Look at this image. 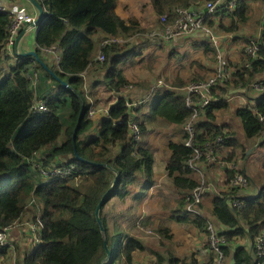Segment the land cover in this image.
I'll list each match as a JSON object with an SVG mask.
<instances>
[{
    "label": "trees",
    "instance_id": "1",
    "mask_svg": "<svg viewBox=\"0 0 264 264\" xmlns=\"http://www.w3.org/2000/svg\"><path fill=\"white\" fill-rule=\"evenodd\" d=\"M148 1L159 17L167 14L170 19L174 8L188 7L194 0ZM38 3L43 10V19L35 35V51L40 61L32 56L19 57L5 48L9 18L8 13L0 11V229L19 219L28 202L34 200L43 226L41 241L32 251L24 252L17 264H132L133 252L142 250L144 245L137 238L127 237L119 220L110 217L107 205L112 198H124L128 187L140 177L147 191L152 187L153 152L129 138V116L121 94L131 82L119 65L135 56L136 49L126 47V42L103 47L98 43L107 38L138 35L141 27L136 19L124 20L117 14L116 0H38ZM248 4L247 0H237L236 9L230 14L245 21ZM99 34L103 37L97 39ZM54 44L60 48V59L55 68H50L41 56V49ZM97 46L104 54V61L100 63L106 68L104 85L119 95L106 116L95 125L88 116L90 104L86 101L80 75L89 65L95 64L93 56ZM259 48L258 59L250 60L249 66L242 71L233 72L230 82L246 85L250 83V78H245L247 73L252 76L264 69V33L259 38ZM32 71L38 75L34 88L26 76ZM255 81H261L264 86V80ZM35 99L45 101L46 112L31 110ZM225 106L222 98L210 102L207 119L198 126V144L222 134L213 120L215 111ZM149 107L152 114L179 125L190 112L182 97L171 90L157 94ZM257 113L264 116V90L253 108L241 106L236 110L247 138L262 133L264 124L258 121ZM138 122L142 134L146 129L142 120ZM93 127L96 128L94 132ZM83 135L86 137L82 138ZM225 136L224 144L238 145L229 133ZM48 147L51 148L48 150ZM168 147L167 177L176 187L186 190L194 187L197 182L188 176L186 166L191 149L184 146L182 140L170 142ZM42 149H47L44 156L40 154ZM35 153L39 154L44 167L61 157L60 164H71L75 169L66 179H44L33 167ZM115 174H118L116 184L105 197L98 214L102 232L94 212ZM257 198L247 200L240 210L228 205L226 193L213 199L212 214L233 228L223 231L225 239L234 235L254 239L257 232L264 229V204L256 203ZM239 220L249 225L246 230ZM192 222L200 229L205 227L198 216ZM104 240L110 251L107 259ZM228 249V245L223 247L225 254L229 253ZM228 255H231L232 264H253L252 255L242 246ZM169 263L183 264L175 258H170Z\"/></svg>",
    "mask_w": 264,
    "mask_h": 264
},
{
    "label": "crops",
    "instance_id": "2",
    "mask_svg": "<svg viewBox=\"0 0 264 264\" xmlns=\"http://www.w3.org/2000/svg\"><path fill=\"white\" fill-rule=\"evenodd\" d=\"M205 1L207 0H194L192 4L202 8ZM261 1L264 0H247L249 4L247 19L245 21H239L236 16L224 11H219L217 14L209 17L208 24L211 26L213 33L218 37V43L214 45L199 32L183 35L172 40H165L161 36L162 24L160 18L154 12L148 0H116L117 14L124 20L136 19L142 31L138 35L126 37V39L130 40V42H127L126 47L130 49L134 45L138 47L142 46L145 49L144 56H142L141 60L133 56L122 65V71L129 81H132L134 84L136 83L134 89L130 93L128 92L129 98L134 100L143 98L144 100L138 108L137 119L143 121L146 129L142 132L144 133L141 139L142 143L153 152L152 177L154 183L152 182V187L147 191L145 182L140 177L134 184L128 187V194L124 198H112L107 205L110 217L113 216L120 220V225L122 223L127 224L126 230H123L127 233V237L137 238L144 245L142 250L133 252L132 264H170V258L178 259L183 264H202L208 250H206L205 227L200 229L192 222V219L196 216L201 218L205 222V225L207 222H211L219 234L233 229L224 225L211 211L213 199L221 193H226L225 179L227 174L224 168L217 165L197 162V171L188 169V176L190 178L197 181L203 177L204 180L213 183L217 192L213 193L210 191L205 193L199 205V215L195 216L186 213L181 199V194L186 189L173 185L171 178L167 177L166 172V163L170 156L168 145L170 142L177 143L182 140V135L179 131L180 125L169 123L163 117L152 114L149 106L157 94L159 95L165 91L163 87L152 88L157 80L160 79L172 86H174L173 83L181 84L180 86H175L181 87L191 80L203 79L216 65V53H220L223 56L226 64L234 72L242 71L246 64V60L242 56V48L248 40L257 38L259 27L264 21V5L259 4L255 7L250 5V3H260ZM5 5L8 9L16 7L34 17L38 15L37 9L28 0H10L5 2ZM249 7L251 10H249ZM23 29H25V32L17 44L18 52L35 50L37 26L31 27L29 24H26ZM101 37L103 35L99 34L96 38ZM98 50L99 48L95 52L93 60H95ZM41 56L48 67H56L49 55H44L41 52ZM197 61L201 63L198 64ZM31 68H34V65H31ZM105 71V67L95 62V64L89 65L80 76L83 81L86 101L88 103L91 101L88 98L89 95H86L90 90V92L92 91V94H90L91 98L94 101L96 99L98 101L103 100V105H106L104 109L108 110L117 102L119 94L109 91L105 87ZM245 78H250L249 82L264 80V69L258 70L252 76H249L247 73ZM248 84H234L233 81L221 83L212 89V98L213 101L222 98L226 102L224 108L215 111L213 121L220 126V132L223 136L229 133V136L235 139L238 144L236 147L224 144L222 150L230 154L234 150L232 155L242 158V169L249 177L246 172V160L249 154L253 156V147L263 141L264 136L252 137L251 139L254 138L255 140V145L247 148H245L242 141L238 138L239 133L237 130L242 131V128L236 116V110L241 106L253 108L256 99L261 93L249 88ZM98 88L101 91H97ZM100 92H102L101 96H99ZM94 93H96V97L93 96ZM174 93L182 97L179 93ZM104 109L97 110L95 108L97 114L95 124H98L106 116L105 113H102ZM199 118L200 122H204L207 119L206 114H202ZM146 131H150V133L145 135ZM239 149L241 150L238 151ZM46 153L47 149L40 150L41 156H44ZM59 162H63L61 157H56L52 161V163ZM250 162L249 165L252 169V160ZM258 177L264 180V172ZM250 183L247 188L237 190V193L246 199V201L258 196L259 198H257L256 203H262L261 199L263 196L261 197V194L264 195V190L261 191V189L264 188V183L255 184L251 180ZM257 190L260 192V195H257ZM28 213L29 209L26 208L23 216L27 217ZM140 216L142 218L138 219ZM136 223H141L142 225L150 223L154 224L156 228L158 225L159 230L163 229L161 232L162 237L160 239L152 238V240H148L143 236L140 237L137 234L139 231L137 230ZM239 224L245 230L249 226L248 224H244L242 220H239ZM17 234L19 235L18 232ZM252 242L253 239L247 235H234L231 239H226L229 253L225 255L231 254L236 247L242 246L252 255V262L254 263L255 257ZM30 248H28V243L20 237L15 250L16 264L17 255L19 258L22 257L24 252L30 251ZM214 257L215 255L212 252L207 254V258L210 261Z\"/></svg>",
    "mask_w": 264,
    "mask_h": 264
},
{
    "label": "built area",
    "instance_id": "3",
    "mask_svg": "<svg viewBox=\"0 0 264 264\" xmlns=\"http://www.w3.org/2000/svg\"><path fill=\"white\" fill-rule=\"evenodd\" d=\"M10 0H0V11L8 13L9 24L7 27V35L5 38V48L12 53L16 44V39L19 33L23 30L26 24H30L34 21V16L29 13L18 9L16 7L8 9L5 2ZM38 1V0H37ZM237 0H209L205 1L202 8L195 5H189L188 7H177L171 11V18H167V14L160 15V22L162 24L161 36L165 40H172L174 38L189 35L193 33H202L208 40L216 45L218 43V37L213 33L211 26L208 24L209 17L215 15L219 11L233 12L236 9ZM264 33V24L259 27V33L256 39L248 40L242 48V55L246 59L245 66H249V61L258 59L259 57V38ZM119 38H107L100 43V47H103L110 43H119ZM41 52L44 55H49L51 60L58 65L60 59V48L54 44L48 48H42ZM244 53V54H243ZM216 65L213 70L203 79L196 81H189L184 86L175 87L171 84L165 83L162 80H158L153 84L152 88L163 87L165 90H171L179 93L182 96L184 105L190 110L188 117L180 124V133L182 135V143L184 146L191 149V153L186 159V166L189 170L197 171V162H204L209 165H217L224 168L226 171V194L228 205L235 209L240 210L246 204V199L242 198L235 190L247 188L251 183L249 177L242 170L241 159L230 156V153H226L222 150L225 142V136L217 134L212 136L202 144H198L196 137L199 134V123L200 116L206 114L207 107L210 102L213 101L212 89L221 83H227L232 79L233 72L229 67L225 59L220 53H216ZM248 60V61H247ZM104 61V54L100 49L97 56L96 62L102 63ZM51 66V65H50ZM30 81L32 88L37 86L38 75L36 71L26 74ZM133 84H128L127 89H133ZM248 87L257 91L262 92L264 90L263 83L261 81H251ZM125 107L128 111V135L129 138L134 142H140L141 130L137 119L138 108L144 102L143 98L139 100H131L125 93H122ZM31 110L34 112H46L47 106L44 100L35 99ZM105 115L108 110L102 111ZM88 116L93 120L96 118V110L90 108ZM257 119L259 122L264 124V116L257 113ZM264 134V126L262 130ZM36 170H38L44 179H50L52 177H58L61 179L69 178L73 170V165L61 166L58 164H50L44 167L39 154L35 153V159L33 160ZM197 184L188 189L184 190L181 194L184 209L186 213L191 215H199V205L202 202V198L207 192H217L212 182L204 180L203 177L199 178ZM230 191L234 192L229 194ZM260 192L257 190V195ZM261 202L264 204V195L261 194ZM36 205L34 200H30L28 206ZM140 216L138 219H141ZM142 225V224H141ZM152 225V226H151ZM148 223L139 227L145 237H151L160 239L159 234L154 228V224ZM138 223H136V227ZM42 222L40 213L37 210L31 213L29 211L28 216L24 217L21 215L19 219L13 222L11 225L0 229V264H16V245L18 244L19 238L22 237L31 247L32 251L40 243ZM19 233V235L17 234ZM206 234V255L203 259L202 264H231L227 263V257L223 251V247L226 246V239L222 234H219L216 227L211 223L207 222L205 225ZM28 247V248H29ZM254 252V263L253 264H264V229H261L254 236L252 242ZM205 250V251H206ZM209 252L214 253L215 257L212 261L207 258ZM228 256V255H227Z\"/></svg>",
    "mask_w": 264,
    "mask_h": 264
},
{
    "label": "rangeland",
    "instance_id": "4",
    "mask_svg": "<svg viewBox=\"0 0 264 264\" xmlns=\"http://www.w3.org/2000/svg\"><path fill=\"white\" fill-rule=\"evenodd\" d=\"M207 1H209V0H207ZM259 4H261V5H264V1H261L260 3H256V2H251L250 3V5H253V6H258ZM249 10H251V8L249 7ZM145 27H146V25H145ZM119 39H121V41L119 42V43H121V42H130V40L129 39H126V37H118ZM132 40V39H131ZM102 42V41H101ZM101 42H99V43H101ZM98 45H100V44H98ZM133 49H136V52H135V56H134V58H136V59H138V60H141L142 59V56H144V51H145V49L142 47V46H135L134 45V47H133ZM244 54V53H243ZM134 60V59H133ZM197 63L198 64H200L201 62H199V61H197ZM133 65H135V64H133ZM202 66V65H201ZM119 67L121 68L122 67V64L121 65H119ZM210 73V72H209ZM160 80V79H159ZM198 80V79H197ZM158 81V80H157ZM191 81H196V80H191ZM131 83L130 84H132L133 82L132 81H130ZM136 84V83H135ZM169 84V83H168ZM184 86V85H183ZM134 87L135 86H133V89H134ZM100 88H102V87H100ZM100 88H98L97 89V91H101V89ZM133 89H127V88H124L123 89V93H125L126 95H127V97L129 98V96H128V92L130 93ZM90 94H92V91L90 92V90L86 93V95H89L88 96V98L91 100L89 103L91 104V106H90V108H93V109H97V110H99V109H104L105 107H106V105H103V100H93L92 98H91V96H90ZM102 95V92H100L99 93V96H101ZM104 95H105V92H104ZM103 95V96H104ZM93 96H95L96 97V93H94V95ZM102 96V97H103ZM113 96V95H112ZM86 98V97H85ZM129 99H131V98H129ZM87 100V99H86ZM131 100H134V99H131ZM105 110V109H104ZM93 122H94V124H95V119H93ZM95 125H98V124H95ZM96 130V128L95 127H93L92 128V132H94ZM237 132L239 133V136H238V138L242 141V144L245 146V148H247V147H252V146H254L255 144H254V138L253 139H251V138H247L244 134H243V132L241 131V130H237ZM150 133V131H146L145 132V135H148ZM143 134L144 133H142L141 134V139H142V136H143ZM263 136V135H262ZM82 138H85L86 137V135H83V136H81ZM251 139V140H250ZM58 140L59 141H61L62 140V138L60 137V138H58ZM140 142H141V144L143 145V143H142V140H140ZM51 147H48L47 149L49 150ZM241 149H239L238 151H240ZM168 151L170 152V150L168 149ZM242 152V151H241ZM239 154H240V152H239ZM235 157H237V156H235ZM239 158V157H238ZM250 160H252V166H253V168L251 169L250 168V165H249V162H250ZM241 162H242V160H241ZM251 163V162H250ZM50 164H53L52 162L50 163ZM55 164H58V163H55ZM263 164H264V140L263 141H261L260 143H258L256 146H254L253 147V156H251L250 154H249V157L247 158V160H246V172H247V174L249 175V177H250V180H251V182L252 183H257V184H263L264 183V180H261L258 176L259 175H261V174H263V172H264V168H263ZM61 166H65L66 164H63V163H61L60 164ZM74 166V165H73ZM33 167L34 168H36L35 167V164H33ZM243 170V169H242ZM52 178H56V177H52ZM58 178V177H57ZM36 207H37V205H31V206H28V209H29V211L31 212V213H33V210L35 211V210H37V212H39V208L38 209H36ZM184 207V206H183ZM110 210H111V207H110ZM113 211V210H112ZM40 213V212H39ZM119 222H120V220H119ZM151 225V224H150ZM122 226H123V229L124 230H126V228H127V224L126 223H122ZM142 225H141V223H138V226H137V230L139 231L137 234L138 235H140V237L141 236H143L144 238H147L148 240H152V238L151 237H145L144 236V234L141 232V230L139 229V227H141ZM152 226V225H151ZM159 234H161L160 233V231H159V228H158V225H157V228H154ZM141 233V234H140ZM136 234V235H137ZM161 237H162V234H161ZM142 240H144V239H142ZM29 247V246H28ZM226 257H227V263H230V261H231V255H226ZM19 257H18V255H17V259H18Z\"/></svg>",
    "mask_w": 264,
    "mask_h": 264
},
{
    "label": "water",
    "instance_id": "5",
    "mask_svg": "<svg viewBox=\"0 0 264 264\" xmlns=\"http://www.w3.org/2000/svg\"><path fill=\"white\" fill-rule=\"evenodd\" d=\"M36 9H37V11H38V15L34 18V21L33 22H31L29 25L31 26V27H35V26H37L40 22H41V20L43 19V10H42V8H41V6L39 5V3H38V1L37 0H28ZM24 32H25V29H23L20 33H19V35H18V37H17V39H16V44H15V46H14V52H15V54L17 55V56H19V57H25V56H32V57H34L37 61H40L39 60V58H38V56H37V53H36V51L35 50H28V51H25V52H18V50H17V44H18V41H19V39L22 37V35L24 34ZM41 64L43 65V67L45 68V69H48L47 68V66L41 61ZM50 73H52L55 77H56V75L52 72V71H50ZM62 84H65L64 82L62 83ZM117 178H118V174H115V176H114V178H113V181H112V184H111V186L106 190V192L102 195V197H101V199L99 200V202H98V204L96 205V208H95V218H96V221H97V223H98V225H99V228H100V230L103 232L104 230H103V226L101 225V221H100V218H99V216H98V214H99V210H100V208H101V206H102V204H103V202H104V199H105V197L110 193V191L112 190V188L115 186V184H116V181H117ZM104 248H105V252H106V259L110 256V251H109V249H108V247H107V245H106V241L104 240Z\"/></svg>",
    "mask_w": 264,
    "mask_h": 264
},
{
    "label": "clouds",
    "instance_id": "6",
    "mask_svg": "<svg viewBox=\"0 0 264 264\" xmlns=\"http://www.w3.org/2000/svg\"><path fill=\"white\" fill-rule=\"evenodd\" d=\"M242 56H243V55H242ZM245 60H246V59H245ZM229 82H230V81H229ZM262 135L264 136V134H262V133H261V135H260V136H262Z\"/></svg>",
    "mask_w": 264,
    "mask_h": 264
}]
</instances>
